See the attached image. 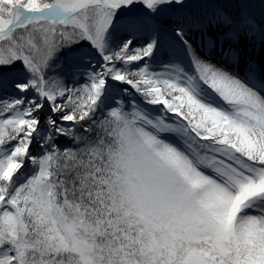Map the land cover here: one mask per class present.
<instances>
[{"label":"snow or ice","instance_id":"snow-or-ice-1","mask_svg":"<svg viewBox=\"0 0 264 264\" xmlns=\"http://www.w3.org/2000/svg\"><path fill=\"white\" fill-rule=\"evenodd\" d=\"M249 6L0 0V264H264Z\"/></svg>","mask_w":264,"mask_h":264},{"label":"bare ground","instance_id":"bare-ground-1","mask_svg":"<svg viewBox=\"0 0 264 264\" xmlns=\"http://www.w3.org/2000/svg\"><path fill=\"white\" fill-rule=\"evenodd\" d=\"M223 2H226L223 1ZM249 7L246 9V14H250L252 18H254V22L256 23H264V7L261 6V0H248ZM251 36V33H249ZM197 34V39H198ZM247 52L252 57L253 60L260 62L264 59V48L261 47L259 41L257 40L255 47L252 46V41L248 40L247 42ZM243 48L244 45H241ZM214 63L219 65V54L216 53L215 59L213 60ZM241 72L243 73V68H241Z\"/></svg>","mask_w":264,"mask_h":264},{"label":"rangeland","instance_id":"rangeland-1","mask_svg":"<svg viewBox=\"0 0 264 264\" xmlns=\"http://www.w3.org/2000/svg\"><path fill=\"white\" fill-rule=\"evenodd\" d=\"M223 1H225V0H218V2H223Z\"/></svg>","mask_w":264,"mask_h":264}]
</instances>
